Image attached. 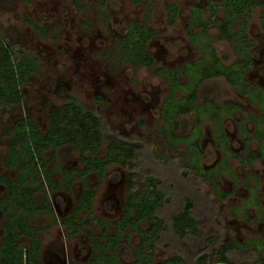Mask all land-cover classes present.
<instances>
[{
  "label": "rangeland",
  "instance_id": "obj_1",
  "mask_svg": "<svg viewBox=\"0 0 264 264\" xmlns=\"http://www.w3.org/2000/svg\"><path fill=\"white\" fill-rule=\"evenodd\" d=\"M217 1L144 0L134 3L132 0H81L85 7L79 10L74 0H0V28L7 32L9 42L16 48L29 51L36 60L34 74L21 88L22 106L14 112L0 115V129L8 118L28 116L45 133L48 113L62 104L63 96L70 92L77 96L81 105L100 117L108 135L138 146V156L131 171L141 178L152 176L159 181L165 203L157 215L167 225L170 215L180 209L184 197L193 200V215L200 227L198 237L179 241L166 231L157 240L153 264H162L174 256L181 258L182 264H198L197 258L203 254L206 255L205 264H216L218 248L230 240L240 245L256 246H251L249 252H232L229 257L233 264H258L264 259L261 249L264 242V158L243 166L234 157L243 158L246 151H258V142L254 138L257 128L249 116L259 118L261 110H264V101L259 105L248 102L245 95L221 77L207 81L200 89L199 104L203 97L208 96L217 104H229L235 108L221 117L225 137L216 132L217 125L210 120L202 121L200 126L198 145L202 154L198 158V168L208 173L220 165L213 185L195 170L182 167L181 160L189 157L185 143L171 149L158 134L160 110L168 93L167 83L146 68L134 67L121 51L128 23L137 21L156 32V36L147 43L156 67L178 69L199 59L201 53L190 43L183 25L192 23L193 8L204 10ZM171 7L177 11L173 24L169 23L171 14L168 9ZM215 8L217 17H220L221 9ZM261 11V7L253 10L246 28L253 46L250 50L251 69L244 80L264 91ZM25 18L46 33L34 29L25 22ZM200 18L206 25V36L211 39V51L225 65L235 63L236 57L230 45L217 39L218 30L211 23L210 13L204 10ZM202 30V27L192 28L193 33ZM197 41L204 43L202 37ZM180 83L185 84L186 78L181 77ZM178 121L177 135L188 137L194 129V113L179 117ZM257 124L264 132V117ZM225 142L229 150L227 159L223 149ZM156 150L163 151L164 157L157 155ZM51 154L52 150L46 151L42 159L48 167L54 168ZM180 154L185 155L181 157ZM4 155L5 139L0 130V177L15 178V168L10 171L4 168ZM55 162L57 167L52 178L55 183L60 182L58 167L82 168L77 152L70 147L56 151ZM83 181L88 188L96 190L93 215L110 223L118 220L125 200V170L112 165L106 169L102 179L89 174ZM82 188L81 180L75 178L71 195L60 190L50 191L44 186V191L38 196L41 200L47 194L52 216L59 222L72 211ZM217 192L230 196L223 200ZM1 193L0 187V196ZM79 215L84 220L89 217L83 211ZM30 223L40 228L38 236L43 264L87 263L92 254L87 234L100 232L93 223L92 228L83 227L80 234L67 239L63 226L59 223L52 225L46 215H36ZM137 229L133 232L128 228L115 248L117 258L123 264L135 262L134 248L140 245L139 233L148 229V223L142 222ZM115 233L113 227L108 228V235ZM208 239L213 242L208 244Z\"/></svg>",
  "mask_w": 264,
  "mask_h": 264
},
{
  "label": "trees",
  "instance_id": "obj_2",
  "mask_svg": "<svg viewBox=\"0 0 264 264\" xmlns=\"http://www.w3.org/2000/svg\"><path fill=\"white\" fill-rule=\"evenodd\" d=\"M140 1L144 0H132L134 3ZM74 4L79 10L85 7L81 0H74ZM215 7L221 9L220 17H217L218 11ZM256 7L262 8L259 20L264 31V3L261 0H219L204 9L210 13L211 23L218 30L217 39L227 42L236 57L235 63L231 65H225L211 51V39L206 36V25L200 18L204 10L198 8L191 10L192 23L184 24L183 29L190 43L200 51L201 57L178 69L156 67L155 60L147 50L148 41L156 36L152 27L132 21L128 23L121 42L122 55L130 64L137 68H146L168 85L167 98L160 110L161 123L157 128L164 144L175 149L179 144L185 143L189 157L181 160L182 167L195 170L200 177H205L213 185L220 165L208 173L198 168V158L202 154L198 145L200 126L202 121L210 120L217 125L216 132L225 137L221 117L224 113L230 114L235 108L229 104H217L208 96L203 97L199 104V92L204 83L221 77L237 92L245 95L248 102L259 105L260 101H264V91L244 80L245 74L251 69L250 50L253 46L246 28ZM168 12L171 14L169 23L173 24L177 15L176 8L171 7ZM25 22L40 33H46L43 28L26 18ZM198 27L203 28L202 32L193 33L192 28ZM201 37L204 43L199 44L197 38ZM35 69V57L21 47L16 48L9 42L7 32L0 28V115L20 109L23 103L21 88L34 74ZM181 77L186 78L185 84L180 83ZM190 113L195 116L194 129L188 137L181 138L177 135L178 119ZM263 117L264 110H261L259 118L249 116L257 128L254 138L258 142V151H246L243 158L234 155L243 166L264 158V132L257 124ZM47 119L48 129L45 133H42L37 122L28 116L8 118L0 129L5 139L4 168L8 171L14 168L17 170L15 178L0 177V264H42L38 236L40 228L30 223L36 215H46L50 217L52 225L59 223L63 226L67 239L80 234L83 227L92 228L95 223L100 232L97 235L87 234L92 254L85 264H123L118 260L115 248L128 228L136 232L142 222L148 223V229L139 233L141 243L134 248L135 262L132 264H153L157 240L166 231L179 241L198 237L200 227L193 215V200L184 197L180 209L170 215L167 225L157 215L165 203L159 181L152 176L141 178L138 173L131 171L138 156V146L108 135L100 117L93 110L81 105L75 94L66 92L63 103L55 106L48 113ZM223 145L227 159V142ZM69 147L77 152V159L82 168L58 167L60 182L55 183L52 178L54 168L57 167L56 151ZM104 147V154L101 155ZM48 150H52L51 161L54 168L48 167V163L42 159L43 153ZM155 153L164 157L163 151L156 150ZM184 155L180 154L181 157ZM112 165L125 170V200L120 218L110 223L93 215L92 203L96 190L88 188L83 179L89 174L102 179L106 169ZM75 178L81 180L82 191L74 201L69 215L58 222L52 216L47 194L41 200L38 195L44 191V186L50 191L60 190L71 195ZM217 194L223 200L230 196L218 192ZM82 211L89 216L85 220L79 215ZM109 227L115 229V235L107 234ZM212 242V239L207 240L208 244ZM261 244L264 251V242ZM251 246L256 247L253 244L240 245L230 240L218 248L215 263L233 264L229 255L234 251L249 252ZM205 261L204 254L197 258L198 264H205ZM162 264H182V259L174 256L165 259ZM258 264H264V259Z\"/></svg>",
  "mask_w": 264,
  "mask_h": 264
},
{
  "label": "crops",
  "instance_id": "obj_3",
  "mask_svg": "<svg viewBox=\"0 0 264 264\" xmlns=\"http://www.w3.org/2000/svg\"><path fill=\"white\" fill-rule=\"evenodd\" d=\"M43 264V263H42Z\"/></svg>",
  "mask_w": 264,
  "mask_h": 264
}]
</instances>
